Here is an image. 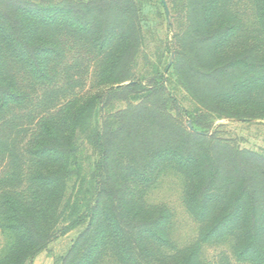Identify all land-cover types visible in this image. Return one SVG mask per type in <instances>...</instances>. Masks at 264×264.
Wrapping results in <instances>:
<instances>
[{"label":"rangeland","instance_id":"rangeland-1","mask_svg":"<svg viewBox=\"0 0 264 264\" xmlns=\"http://www.w3.org/2000/svg\"><path fill=\"white\" fill-rule=\"evenodd\" d=\"M93 1L132 2L137 13L131 6L121 4L103 19L95 20L92 15L85 20L75 7ZM23 2L19 31L10 30L9 24L0 20V55L4 62L0 75L6 81L13 80L27 95L22 103L11 105L0 114V124L6 128L12 124L9 128L14 131L9 138L12 153L0 150V180L19 165L12 160L14 149L30 147L38 133L37 123L63 124V112H74L90 96L125 86L132 80L147 83L152 79L158 84L152 92L141 87L145 92L137 90L138 95L119 94L99 114L95 111L94 117L99 115V122L110 135L121 130L118 139H109L115 145L120 142L114 151L118 157L112 170L119 173L115 183L128 189L122 195L129 202L123 215L126 217L125 210L130 208L138 218L159 217L161 228L171 215L172 241L181 248L193 246L199 237V225L186 210L189 183L183 170L186 155L194 148L186 144L184 134L213 136L235 151L264 158L263 119L227 117L203 109L206 106L228 114L264 116V68L253 65L264 63V0ZM90 20L95 21L92 28ZM50 47L56 52L52 53L54 49ZM36 48L51 52L44 55L41 51L40 55L48 76L45 79L35 77L38 69L32 61L13 56L22 51L26 59L27 55H35ZM230 57H240V66L230 69L218 81L207 77L214 62H225ZM147 93L148 98L139 99ZM176 105L186 111L185 117L177 114ZM131 114L138 119L132 129L133 140L127 136L132 126ZM73 142L78 149L77 167L88 183L94 174L96 154L86 135L77 129ZM27 156L23 154L25 159ZM23 166L27 168L25 160ZM126 168L130 170L125 172ZM70 180L66 186L71 189L75 177ZM20 181L24 186L26 180ZM109 202L106 208H111ZM107 210L111 211L97 210L101 213L96 214L95 220L107 218ZM92 230L87 220L66 235L57 236L29 264H74L90 246L95 235ZM103 232L105 237L108 231ZM6 243L0 230V250ZM198 252L202 264H250L237 261L222 236L202 244ZM102 264L115 263L105 259Z\"/></svg>","mask_w":264,"mask_h":264},{"label":"trees","instance_id":"trees-1","mask_svg":"<svg viewBox=\"0 0 264 264\" xmlns=\"http://www.w3.org/2000/svg\"><path fill=\"white\" fill-rule=\"evenodd\" d=\"M23 3V0H0V20L8 23L10 30L20 29L23 17L19 9ZM118 3L93 1L79 5L75 10L85 20L92 15L95 20L103 19L121 4L131 6L134 14L137 13L132 2L130 5L127 1ZM94 23L90 20L89 26L92 28ZM129 35L126 34L127 37ZM252 38L259 42L255 36ZM50 48L54 49L52 53L56 52L55 48ZM35 50V55H27L26 59L22 51L13 56L21 61H32L38 69L35 77L45 79L48 76L43 70V50ZM51 52L43 51V54ZM240 61V57H230L225 62H214L211 74L209 76L210 72L207 73V77L218 81L230 69L240 66ZM3 63L0 55V70ZM253 65L264 68V63ZM193 73L197 74L195 71ZM157 86L152 79L147 83L132 80L125 86L102 90L90 96L74 112H63V124L50 121L37 123L38 133L30 147L23 150L17 146L14 149L16 151L12 160L15 165L17 162L19 165L7 172L6 176L4 172L5 178L0 180V230L7 239L5 247L0 250V264H29L46 249L52 239L66 235L87 220L88 227L93 228L91 233L95 232V235L84 256L74 264H102L105 259L115 264H202L198 252L200 246L217 236H222L230 244L237 261L264 264V158L246 151H235L213 136L207 138L184 134L186 144L194 148L186 155V167L183 170L189 183L186 210L199 225V237L193 246L181 248L172 241L169 233L171 215L162 228L159 217L138 218L128 210L130 208L125 210L126 217L123 215L129 202L122 195L127 194L128 189L126 185L122 188L121 183H115L119 173L112 170L114 160L118 157L114 151L120 142L115 145L109 139L114 136V139H118L121 130H116L114 136L110 135L104 124L99 122L97 114L119 94L138 95L145 92L139 89L141 87H146L150 93ZM148 93L139 99L148 98ZM25 98L26 93L13 80L6 81L0 75V114L6 113L11 105L22 103ZM175 109L179 116L187 115L181 106L176 105ZM203 109L227 117L264 120V116L228 114L206 106ZM51 111L56 112L55 108ZM95 111L97 118L94 117ZM129 118L132 126L128 128L127 136L133 140L132 129L138 119L132 114ZM11 126L6 128L0 124V150L8 155L13 150L9 141L13 131V128H9ZM76 129L86 135V140L96 154L94 174L88 183L76 164L78 149L73 142ZM16 131L20 132L19 129ZM23 154L28 155L27 159ZM24 160L27 168L23 166ZM129 170L126 168L125 172ZM73 176L75 182L71 189L67 188L66 183L71 182ZM23 179L26 180L24 186L20 181ZM124 183L127 184V181L124 180ZM133 194V191L129 193L130 196ZM108 201L111 208L105 207ZM104 208L111 209L107 210V218L102 216L95 220L96 214L101 213L98 214L97 210L102 211ZM104 229L108 231L105 237Z\"/></svg>","mask_w":264,"mask_h":264}]
</instances>
